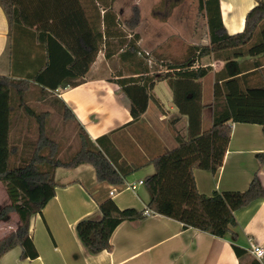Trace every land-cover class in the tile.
<instances>
[{"label":"crops","instance_id":"1","mask_svg":"<svg viewBox=\"0 0 264 264\" xmlns=\"http://www.w3.org/2000/svg\"><path fill=\"white\" fill-rule=\"evenodd\" d=\"M81 1L87 15L96 19L99 15L103 32L100 51L89 71L80 77L81 84L59 87L52 92L49 89L51 93L48 95L64 102L74 115L79 130L93 140L110 136L106 143L116 149L115 155L120 162L140 165L126 178L127 181L145 180L155 172L150 160L175 148L178 145L176 136H188V116L181 114L175 105L169 80L162 79L155 82L145 113L139 120L133 121L131 100L123 91L120 80L142 75L137 73V67L129 66L132 55L126 56L125 52L127 45L133 43L139 47V55L143 51L145 36L140 34V26L125 30L120 24L121 14L125 12L123 8H117L121 0ZM127 1L131 2L129 10L138 3V0ZM219 1L226 32L236 34L245 29L248 12L260 0ZM9 32L8 19L0 6V75L32 82L31 75L47 61L44 44L37 41L32 30L22 26L16 28L11 37ZM150 35L153 37L149 43L153 59L149 57L147 60L150 65L147 75L150 76L169 70L167 67L153 68L157 60L167 63L184 57L190 44L191 47L210 44L209 33L208 43L190 42L177 56L165 48V42V50L162 49L159 34ZM227 55L223 58L208 55L212 58L208 64L214 65H208L212 70L201 80L202 131L212 128L215 113L227 104L224 97L215 98L214 87L222 85L223 78L232 70L239 72L236 76L243 89L264 86V53L236 58ZM205 58L196 55L193 64L195 61L203 62ZM230 124L231 139L223 164L216 172L194 169L197 188L203 194L245 191L255 175L264 187V161L259 157V154L264 157L263 125L247 122ZM14 134L12 126L10 136ZM23 135L21 129L19 136ZM54 177L56 195L48 201L42 213L32 217L30 224V234L39 256L35 259L23 258L22 249L16 247L2 257L0 264H250L252 259L264 264V259L260 261L248 251L251 242L264 247V199L238 209L235 212L236 225L223 237L193 227L186 228L182 222L164 215L150 214L139 222L125 221L120 224L112 235L111 249L93 253L78 235L79 221L101 219L99 202L107 197L113 198L121 208L143 210L151 199L148 188L143 184L133 191L124 189V185L99 182L96 169L90 163L74 168L58 167ZM113 188L117 191L111 196ZM10 203L6 186L0 181V210ZM19 225L20 217L16 212L0 219V239ZM234 245L247 250V254L240 259Z\"/></svg>","mask_w":264,"mask_h":264},{"label":"trees","instance_id":"2","mask_svg":"<svg viewBox=\"0 0 264 264\" xmlns=\"http://www.w3.org/2000/svg\"><path fill=\"white\" fill-rule=\"evenodd\" d=\"M199 1L200 10L207 17L210 44L191 47L183 59L167 62L168 72L147 75L150 65L140 56L142 52L138 55L139 47L133 43L127 45L125 54L132 55L129 66L137 67V73L142 74L138 78L120 80L123 91L131 100L133 121L139 120L147 110L155 82L168 79L175 105L181 114L188 116L189 133L186 138L176 136L178 145L175 148L150 160L155 172L145 179L151 194L146 208H121L113 198L107 197L99 202L101 219L79 221L78 235L93 253L110 250L111 238L118 226L125 221L143 220L146 218L145 209L178 220L186 228L193 227L223 237L236 225L235 212L238 209L264 199V187L257 175L245 191H216L206 195L198 190L194 169L216 172L223 164L231 139V122L258 123L264 130V86L243 89L236 76L239 72L232 70L223 78L222 85L214 87L215 98L224 97L227 104L215 113L212 128L202 131L201 80L212 68L193 66L196 55L203 58L214 54L223 58L228 53L227 57L236 58L264 53V0L258 1L248 12L245 29L236 34L226 32L219 0ZM0 6L8 19L10 37L16 28L22 26L32 30L47 51V61L31 75L32 82L0 75V181L5 184L11 200L0 210V219L12 212L20 217L17 229L0 239V261L16 247L22 249L23 258L35 259L39 252L30 234L31 219L42 213L48 201L56 195L54 173L58 167L74 168L90 163L96 169L99 182L123 186L126 178L140 165L120 162L115 155L116 149L106 143L110 136L93 140L83 130L79 134L78 151L71 158L62 159L60 144L46 131L48 112L38 114L22 97L31 90L32 83L42 86L45 96L59 87H75L82 83L80 77L89 71L101 48L103 32L99 15L97 19L87 15L81 0H0ZM140 13L139 7L133 6L131 16L124 21L126 26L130 29L139 27ZM15 88L22 97L25 113L40 122L38 139L21 151L19 162L12 159L18 154L19 147L10 138L11 93ZM62 104L66 115L74 117L68 106ZM259 157L264 161L262 154ZM234 250L240 259L247 254V250L237 245ZM250 264L260 262L252 259Z\"/></svg>","mask_w":264,"mask_h":264},{"label":"rangeland","instance_id":"3","mask_svg":"<svg viewBox=\"0 0 264 264\" xmlns=\"http://www.w3.org/2000/svg\"><path fill=\"white\" fill-rule=\"evenodd\" d=\"M138 3L134 6H138L141 11L139 30L140 34L145 36L141 56L148 64V58L153 59V56H150L152 46L149 47V43L153 39L150 35L152 33L159 34L160 43L163 42L161 43L163 50L166 48L177 56H180L190 42H198L199 44L209 42L207 17L205 12L200 10L199 0H138ZM130 4V1L121 0L117 7L118 10L123 8L125 11L121 14L119 21L125 30L127 26L124 25V21L132 14V10L128 8ZM189 47L191 48V44L188 45ZM205 57L203 62L202 60L199 63L195 61L194 68L214 65L208 64V62H212L210 56ZM180 58L183 59V57L177 59L180 60ZM154 67L165 69L166 61L157 60L156 64H153ZM44 94L42 86L32 83L31 90L22 97L27 101L28 106L38 114L48 112L45 122L47 134L60 144V157L62 159L71 158L80 147L78 125L73 117L66 115L64 105L57 97L44 96ZM11 95V125L15 127V134L10 138L11 142L19 147L18 154L12 159L19 162L21 151L28 149L38 139L40 122L37 118L26 115L25 108L22 105V97L16 88L12 90ZM21 129L25 136H19ZM246 264H249V262Z\"/></svg>","mask_w":264,"mask_h":264},{"label":"built area","instance_id":"4","mask_svg":"<svg viewBox=\"0 0 264 264\" xmlns=\"http://www.w3.org/2000/svg\"><path fill=\"white\" fill-rule=\"evenodd\" d=\"M143 184H145V180H138L136 182H129L126 180L123 188L135 191L139 185H143ZM116 191H117V188L111 189L110 195L111 196L115 195ZM144 214L148 216L153 213L149 209H145ZM248 251L253 256H255L258 260L262 261L264 259V247L263 246L258 245L255 242H251L250 247L248 248Z\"/></svg>","mask_w":264,"mask_h":264}]
</instances>
